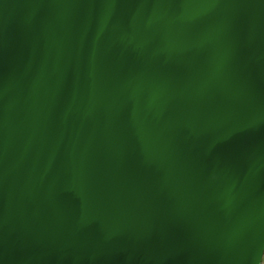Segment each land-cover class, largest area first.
Returning <instances> with one entry per match:
<instances>
[{"label":"water","instance_id":"water-1","mask_svg":"<svg viewBox=\"0 0 264 264\" xmlns=\"http://www.w3.org/2000/svg\"><path fill=\"white\" fill-rule=\"evenodd\" d=\"M264 0H0V264H263Z\"/></svg>","mask_w":264,"mask_h":264},{"label":"built area","instance_id":"built-area-1","mask_svg":"<svg viewBox=\"0 0 264 264\" xmlns=\"http://www.w3.org/2000/svg\"><path fill=\"white\" fill-rule=\"evenodd\" d=\"M263 264H264V260H263Z\"/></svg>","mask_w":264,"mask_h":264}]
</instances>
